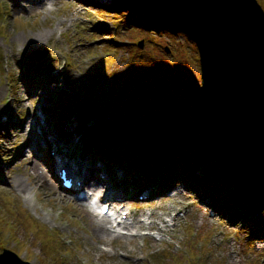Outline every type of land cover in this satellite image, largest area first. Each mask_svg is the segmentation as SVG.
<instances>
[{"label": "rangeland", "instance_id": "obj_1", "mask_svg": "<svg viewBox=\"0 0 264 264\" xmlns=\"http://www.w3.org/2000/svg\"><path fill=\"white\" fill-rule=\"evenodd\" d=\"M43 1V6H27L22 11L14 8L10 0H0V102L4 105L0 106V122L10 115L7 123L0 125V254L8 250L28 264H264V219L260 211L255 212L258 205L250 209L247 200V196H258H246L238 186L242 195L232 205L228 203L227 190L220 191L216 184L211 187L210 180L194 186L195 189L189 187L193 185L190 181L182 182L176 174L162 178L160 185L150 181V177L147 182L142 176L124 172L129 187L114 184L111 188L127 194L112 201L115 206L126 204L123 209L129 210L132 221L152 213L150 220L159 223L161 228L162 221L170 222L174 218L173 222L166 223L165 231L151 232L162 236L161 242L144 235L148 230L145 227L138 230L140 237H115L111 242H103L93 236L89 226L92 214L87 203L83 206L81 202H74L77 193L64 189L57 173L50 171L49 150L36 151L35 129L30 132L38 120L34 116L30 122V116L37 105L41 106L43 111L37 114L51 115L57 133L62 128V120L69 116L66 125H74L76 130L70 134L71 127L65 132L73 140L77 136L81 140L80 134L94 127L97 140L121 150L126 139L119 131L124 126L134 145L128 151L133 156L146 159L156 151L160 155L176 153L189 156L199 169L205 167L203 174L218 172L219 166L213 157L191 156L171 140V135L176 137L180 126L195 116L190 88L177 81L175 84L173 66L179 61L185 69H191L190 75L183 78L198 89L202 86L199 54L196 45L183 34L157 32L153 27L142 30L141 34L132 32L125 21L127 13L123 15L115 10L113 0ZM257 1L264 10V0ZM148 61L168 68L160 70L162 82L156 75L149 84L156 95L143 109L137 102L143 83L137 79L147 73L143 66ZM65 63V70L51 76L59 86L58 92L47 96L43 88L33 95L31 90L37 87L33 80L43 81L42 73ZM170 75L172 79L167 82ZM8 103L13 105L11 110ZM202 115L199 118L204 125L207 122ZM24 129L27 134L20 133ZM27 142L38 158L33 157ZM212 148L217 153L213 143ZM100 161L105 160L94 158L93 162ZM150 162L147 159L144 163ZM33 166L37 168L36 174L42 173L44 178L34 175ZM244 166L248 169V165ZM14 180L26 186L23 192L16 189ZM147 184L160 188L150 198L138 200L144 187L151 186ZM141 188L144 189L140 191ZM49 189L56 196H51ZM215 194L221 198L217 200L219 203L215 201ZM9 210L17 211L15 218ZM172 223L175 226H169ZM51 247L52 256L48 253Z\"/></svg>", "mask_w": 264, "mask_h": 264}, {"label": "bare ground", "instance_id": "obj_2", "mask_svg": "<svg viewBox=\"0 0 264 264\" xmlns=\"http://www.w3.org/2000/svg\"><path fill=\"white\" fill-rule=\"evenodd\" d=\"M10 1L12 3V6H14V8H19L22 11H26L27 6L28 8H35L40 5L43 6V3L45 2L43 0H10ZM50 6L52 7L53 3L50 4ZM51 7H48V9L51 10ZM40 40L41 42H43V39L40 38ZM34 41H36L37 43L39 41V38L38 37L35 38ZM29 43L32 42L29 41ZM25 62L26 61L23 60V63ZM65 66L66 63L57 68H52L49 71L42 73L43 75L40 74L42 78L44 77L43 81H40L41 79L40 80L34 79L33 82L35 85H37V87L31 90L33 95L40 93L43 88L46 90L47 96L57 93L59 86L55 85L56 81L51 76L59 75L62 72V70H65L64 68ZM161 67L162 69L167 71L166 68H168V66H166L165 64L163 65L161 64ZM173 67L175 68V72L173 73L174 81L180 82L184 86L187 84V88H190V83L191 84L193 83L190 80L183 78L184 74L178 72L176 63L174 64ZM47 77H51V79L45 80V78ZM192 89L194 92L190 90L191 99L193 100L196 99L197 102L200 103L203 111L202 117L207 122L204 123V125L201 122V125H199L198 111H196L193 108V111L195 112V117H194L195 123L197 125L198 130L201 132L202 136L204 137L207 151H209V154L215 159L220 169L225 171L230 176V178L234 181V184L237 186L240 185L243 188V190L245 191L244 194L246 193H247L246 195L255 194L256 196L260 197L262 195V192L259 190V185L257 184L256 181H253L252 175L249 172V168L247 170L244 165H248V163L250 164L255 163V165L258 166L263 165L264 140L258 142V148L255 147L254 151L251 150L250 146L245 144L247 143V138L244 137L241 140L238 134L236 135V132L234 133L230 125H228L231 124L233 126H236L234 123H232V120L230 119L232 117L231 110L233 108L229 107V105L224 102L225 100L224 101L222 100L223 98H221L220 93L217 92L214 95H210L208 92L201 91L200 88L196 89L195 87H192ZM0 95H1V90H0ZM1 103L2 102H0V106H2ZM2 107H4V105ZM11 107H13V105L11 106L10 104L8 106V109H10ZM37 111H43L41 106L37 105L35 112L33 113V115L30 116V122H32L34 116L35 119L38 120V124L36 126L34 127L31 126V132H30V134L33 133L35 129L36 139L33 142L34 147L37 152H43L44 149L49 150V154H50L49 158L51 164L49 166L50 171H53L56 168V166H58L62 169H65L66 175L71 176L76 181V183H78L75 184L73 192L79 193L85 190L91 193V194L85 193V195H83L80 198V200L75 199L74 202L78 204L82 203L83 206H86V203H89L88 204L89 211L92 214V222L89 223V226L92 227L91 233H93V236L96 237V239H99L100 241L103 242H111L112 240H114L113 238L115 237L116 238L140 237L138 234L134 232L142 227L151 228L154 225L155 227L160 228L159 223H156V221L154 220H150L152 217L151 214H144L143 215L144 218L142 220L132 221L128 209H122V207L120 206H115V205L111 206V204H109L110 201L118 200L121 197H123V195L125 196L127 195L126 193H124L123 190L118 189L119 192H117L116 190L115 191L111 190V188L113 189L112 186L114 184L118 185L120 188L129 187L126 185V181L124 180L123 177L124 174L119 170V166L111 167L107 163L103 164V163L93 162L92 155L86 153L87 148H85L84 143L81 141L73 140L71 138V135L70 137L66 135L65 130L68 131V128L71 127L72 129L68 132H70L71 134V132L73 131L75 134V130H76L75 126L72 125L68 127V125H66L68 121H70L69 119L71 117L68 116L62 120V128L57 133L53 119L51 118V116L47 115L46 109L44 110L46 116H42V117L40 114H37ZM8 117H10V115L6 116L7 118L6 120L2 119L0 125L7 123ZM46 125H47V129H46ZM249 128L253 131L254 135L259 133L257 132L256 129H253L251 125L249 126ZM25 132L27 134V129L21 130L20 133L23 134ZM210 133L211 136H209ZM205 134L207 135L208 140ZM254 135H252V137ZM212 143L217 153L216 152L214 153L212 151L213 150ZM27 144H28L27 146L33 152V157L35 159L38 158V154L37 152H35L32 145L29 144L28 142ZM96 144H102V141H97ZM153 153L157 154L159 152L156 151ZM248 154L250 158L248 157ZM246 157L248 158L246 159ZM137 162L141 163L140 160H137ZM36 170H37L36 166H33L34 175L44 178L42 173L39 175L36 174ZM2 174L5 175L4 173ZM113 174H115L114 178L118 179L119 181L114 180ZM234 178H236V180H234ZM246 180H248V182H246ZM134 181H136V178L134 179ZM241 181L246 182V184L243 185ZM13 183L16 185L15 187L19 192H23L26 188V186L20 181L18 182L14 180ZM155 186L156 187L150 186L149 188H145L144 197L148 196L150 198L152 196V193L156 194L158 192L157 188L160 187L158 185ZM105 191L108 193H106ZM128 191H133L132 194L135 193L134 189H130ZM165 192H169V194L172 193L171 190H165ZM49 194L53 197L56 196L50 191V189H49ZM26 200L29 201L30 198L28 197ZM101 200H104L105 202H102L100 206H98V202H101ZM173 202L175 203L176 200H173ZM258 203L263 204V202H258ZM104 205H108L109 208V214L107 215L100 214V209ZM124 207H126V204L123 205V208ZM256 209L257 211H259V208ZM126 210L128 212H125ZM123 211L125 212L126 215L125 218H122ZM112 215H115V217L111 218ZM173 221L174 218H171L170 222ZM170 222L163 221L162 227L160 229L165 230L166 223H170ZM172 224L173 225H169V226H175L174 223ZM152 238L158 240L156 237H152ZM160 241L161 240H159V242Z\"/></svg>", "mask_w": 264, "mask_h": 264}, {"label": "water", "instance_id": "obj_3", "mask_svg": "<svg viewBox=\"0 0 264 264\" xmlns=\"http://www.w3.org/2000/svg\"><path fill=\"white\" fill-rule=\"evenodd\" d=\"M119 1L143 14L153 28L191 40L199 54L200 90L219 92L233 108L230 119L236 126L228 124L232 131H246L251 125L264 140V10L257 0ZM192 106L201 125L202 107L196 99ZM261 196L250 199L264 204L263 192ZM13 256L3 250L0 264H28Z\"/></svg>", "mask_w": 264, "mask_h": 264}, {"label": "trees", "instance_id": "obj_4", "mask_svg": "<svg viewBox=\"0 0 264 264\" xmlns=\"http://www.w3.org/2000/svg\"><path fill=\"white\" fill-rule=\"evenodd\" d=\"M113 3H115V7H114L115 10H117L119 13H122L123 15L124 13L129 14V15L126 14L125 21L127 25L131 26L130 29H132L131 30L132 32L134 31L135 33L141 34L142 30L145 31L148 29H153L151 24L145 18V16L135 11V9H133L131 6L122 4L121 2L116 1V0H113ZM114 14L116 16V13ZM160 30L165 31L167 29H157L156 31L158 32ZM168 31L169 30H167L166 32ZM175 63L177 64V68L179 67L178 72L184 74V76L190 75L189 73L191 69H188V70L185 69L183 64L181 65L179 61ZM161 69L162 67L160 66L159 63L154 62V61H148L146 67L143 66L144 73L146 71L147 73L142 75L143 77H140L139 79H137V82L143 83L142 86L140 87V99L137 101L138 104H140L143 109H146V105L148 104V102L151 100L153 96L156 95V91L149 85L151 81L154 80L156 75L158 76L157 78L159 82H162L163 80V79H160ZM199 69H200V65H199ZM171 79L172 78L168 76L166 78V81L170 82ZM71 104H73L72 101H71ZM110 129L113 130V128H110ZM88 130L90 131H86L85 133H83V137H84L83 143L85 145V148H87V152L92 154L94 158L105 159L106 161H108V163H116V164L121 165L124 168V171L128 175L135 174V175H138L139 177L142 176L147 182L149 181L147 179L150 177V181H156L162 184L161 183L162 178L164 177L170 178V177H173L172 175L176 174L179 177V179L182 180V182L188 183L190 181L193 184V185H189L190 188L194 186L198 187V185L200 186L201 184H207L210 180V182L213 183L211 187H213V185L216 184L215 187L218 185L220 188L219 189L220 191L227 190L228 200H229L228 203H231V204L233 200L238 199L240 195V192L236 188L234 181L230 178V176L225 171L220 169V167L218 169L219 170L218 172H213V173L206 172V174H203L205 173L206 168L204 167L203 169H199L196 163H194V161L189 156L179 155L176 153L175 154L169 153L168 155H164V154L160 155L158 153L157 154L151 153V155L147 157L146 159L144 158L142 159V157L133 156L132 153L128 151H131L134 145H132V143L130 142L129 140L130 134L129 132L126 133V129L124 126L122 127L121 131H119L120 135L126 139V141L124 140L125 143L123 142V144H125L123 145L125 147L124 150H121V149L112 150V149H109L107 146L105 147V146H101V145L94 143L93 137H94V134H96V129L93 128V129H88ZM237 133L238 132H236V135ZM114 134L117 135L118 133L115 132ZM238 134L241 140L244 137L247 138V143L245 142L244 143L249 145L250 149L253 151L255 150V147L258 148V142L263 140L261 136L257 134L254 135L253 131L250 128H248L246 131L242 130V132H239ZM252 135L254 136L252 137ZM172 138H174V140ZM171 140L175 141L176 144H178L180 147H183L187 151V153L191 156L194 155V156L200 157L201 155L202 157L204 156H208L209 158L212 157L209 154V151H207L204 137L202 136L201 132L197 129L194 115H192V117H189V120L187 121L186 124L180 126L179 134L176 137L171 135ZM248 157H249V154H248ZM248 157H246V159ZM147 159L148 161L151 160L149 164L144 163V161ZM137 160H140L141 163L137 162ZM252 165H255V163L254 164L248 163L249 172L254 177H256V175L257 177L260 175L256 179L258 180L259 185H261L262 187V189H259V190L263 192L264 194V177H261L262 175H264V163L261 166L255 165L258 167V169H260L262 174L258 173V170L255 171ZM229 189H235V190L230 192ZM207 191L209 190L207 189ZM213 191L211 189L210 192L215 193ZM214 197L216 198L215 199L216 202H218L217 200L221 199L216 194ZM248 205L250 209L258 205L260 216L262 215V218L264 219V204H259L258 202L249 201ZM250 209H249V212H251ZM259 211L255 209V212L258 213ZM16 212L9 210V213H11L14 216V218L16 217ZM244 216L245 215H243V217ZM23 221H27V219H24ZM48 253L50 254V256H52L51 255L53 254L52 247L48 249Z\"/></svg>", "mask_w": 264, "mask_h": 264}]
</instances>
